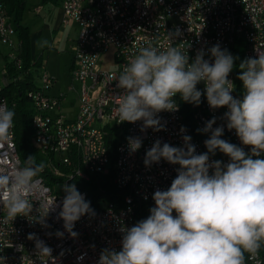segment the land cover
I'll use <instances>...</instances> for the list:
<instances>
[{
    "label": "built area",
    "instance_id": "1",
    "mask_svg": "<svg viewBox=\"0 0 264 264\" xmlns=\"http://www.w3.org/2000/svg\"><path fill=\"white\" fill-rule=\"evenodd\" d=\"M41 7L34 10L38 13ZM115 10L114 12L112 10ZM63 25L73 21L78 25V36L71 46L73 54L72 80L78 84L77 112L68 119L60 110L64 94L51 96L48 90L54 79L42 72L38 89L28 92L31 98L30 116L34 130V144L49 155L51 176L59 179L48 184L39 176L37 191L39 201L34 200L32 211L7 219V210L0 204V264H53V260L37 254L35 239L43 241L52 249L55 264H98L101 253L108 249L122 250V229L134 226L135 206H143L147 216L155 207V191H166L177 176L178 164L164 159L146 166V153L159 140L173 147H184L183 136L191 137L196 154L207 153L205 141L211 131L204 132L207 121L216 118V127H223L221 137H228L232 144L251 154V147L243 145L235 129L227 128L224 113L227 107L213 109L206 97L204 82L197 84L201 91L199 105L185 102L178 93L172 99L178 105L177 111H161L156 114L163 129L155 131L149 127L141 130L143 120L120 122L116 108V97L123 94L117 88L118 76L123 68L139 53L152 45L161 50L177 47L185 51L189 64L194 62L200 50L204 59L214 63L209 50L219 45L241 62L256 58L258 51L264 53V0H61ZM177 29L179 35L176 34ZM15 28L6 10L5 0H0V43L12 49ZM113 48L115 69L100 67L102 54ZM15 58V54L11 56ZM229 74L234 84L231 95L243 99L245 88L236 77L235 68ZM117 77V78H116ZM116 78V79H115ZM5 81H0V103L6 102L3 95ZM73 87L69 86L68 91ZM7 103V102H6ZM181 103L188 106L195 126L189 130L181 114ZM185 131H181V129ZM129 138H139L141 147L131 151ZM114 144L113 145H111ZM4 148V149H3ZM0 170L4 166L21 164L14 142V127L7 144L0 145ZM218 154L219 156H216ZM209 153V161L219 160L222 164L230 158L220 153ZM264 159V153L253 159ZM114 170V184L124 191L123 206L93 207L74 223L72 237L64 228L59 213L66 195L65 185L72 179L88 181L96 174H108ZM212 174V169L209 170ZM60 185V189H56ZM86 200L84 192L79 191ZM54 210L46 216L43 201L51 203ZM173 216H176L173 211ZM63 233L57 236L56 233ZM246 264H264V246L256 259ZM82 257V259H81Z\"/></svg>",
    "mask_w": 264,
    "mask_h": 264
},
{
    "label": "clouds",
    "instance_id": "2",
    "mask_svg": "<svg viewBox=\"0 0 264 264\" xmlns=\"http://www.w3.org/2000/svg\"><path fill=\"white\" fill-rule=\"evenodd\" d=\"M209 52L214 63L204 59L205 52L200 50L189 64L185 51L177 47L161 50L149 45L140 49L118 76L117 88L123 90L116 97L119 120H143L142 131L149 127L160 131L163 125L156 114L177 111L172 98L178 93L185 102L198 106L202 93L197 84L204 82L209 106L227 107V128L235 129L242 144L251 147V154L220 138L224 129H213L216 118L207 121L203 129L211 131L204 142L207 153L196 154L187 135L183 136L184 147L161 146L157 140L146 153L145 165L164 159L180 166L178 174L168 190L155 191L156 206L147 219L122 229V250L105 249L98 264H246L245 254L248 259H256L264 246V159H253L264 153V53L257 50L256 58L240 63L238 79L246 90L240 100L231 95L234 84L228 78L236 58L218 44ZM14 117V110H9L6 102L0 103V145L9 141ZM141 143L139 138H129L133 152ZM217 149L230 158L229 163L209 161V153L215 154ZM44 167L43 162L36 163L30 156L22 165L0 170V204L7 210L8 220L27 216L32 202L39 201L37 178ZM64 191L59 216L64 228L76 237L74 223L92 212L90 202L74 184L65 185ZM43 203L46 216L54 210V199ZM28 239H35L38 255L51 258L55 264L51 248L35 234H29Z\"/></svg>",
    "mask_w": 264,
    "mask_h": 264
},
{
    "label": "trees",
    "instance_id": "3",
    "mask_svg": "<svg viewBox=\"0 0 264 264\" xmlns=\"http://www.w3.org/2000/svg\"><path fill=\"white\" fill-rule=\"evenodd\" d=\"M27 0H5L7 13L12 19L16 31H18L20 39V47L18 49L17 56L22 59V68L17 70L13 67L14 62H8L6 59V72L8 74V83L3 88V95L6 98L7 106L9 110H14V142L16 151L20 159L21 165L28 157H34L36 163L45 165L44 170L39 174L42 176L46 183L52 184L57 182L56 179L51 176L49 166V155L42 153L34 144V130L31 124L30 116L32 112L31 98L28 97V92L37 88L33 81L32 75L27 69L30 67V50L28 46V30L26 27L20 25L21 12L26 4ZM59 3L60 0H53ZM241 63L240 58L236 60L235 75L241 74L242 70L239 65ZM35 69L42 66L41 63L34 64ZM14 79V80H13ZM239 80V79H238ZM181 114L184 119V123L187 128L192 132H195L194 122L192 120L190 110L188 106L181 103ZM229 143H232L228 137H220ZM114 146V144L111 143ZM221 154L225 155L220 151ZM228 157V156H227ZM114 170H110L108 174H96L90 177L88 181L80 179H72L70 183H73L78 191H82L86 195V201L90 202L93 207L107 206L112 204L115 207L123 206L124 191L118 188L113 181ZM134 226L147 219L148 216L143 206H135Z\"/></svg>",
    "mask_w": 264,
    "mask_h": 264
},
{
    "label": "rangeland",
    "instance_id": "4",
    "mask_svg": "<svg viewBox=\"0 0 264 264\" xmlns=\"http://www.w3.org/2000/svg\"><path fill=\"white\" fill-rule=\"evenodd\" d=\"M39 3L38 0H27L20 17V25L28 30L32 55L41 58L42 66L34 74L38 75L41 70H45L54 79L48 94L54 96L60 92L64 93L66 96L60 108L66 116L72 117L77 112L78 84L72 80L71 46L78 36L79 28L73 21L66 25L60 24L62 13L59 4H43L40 12L36 13L34 7ZM0 49L3 54L10 52V48L4 46H0ZM99 64L107 71L115 69L112 47L101 55ZM69 86L73 87L72 91H68ZM56 189H60V185Z\"/></svg>",
    "mask_w": 264,
    "mask_h": 264
},
{
    "label": "crops",
    "instance_id": "5",
    "mask_svg": "<svg viewBox=\"0 0 264 264\" xmlns=\"http://www.w3.org/2000/svg\"><path fill=\"white\" fill-rule=\"evenodd\" d=\"M40 3L38 4V5H35V7L36 6H40L41 7V9H42V5L43 4H49V3H51L52 5H57V4H59V6H60V12L62 13V10H61V0L59 1V3H56V2H54L53 0H38ZM34 7V8H35ZM40 9V10H41ZM35 11V10H34ZM36 12V11H35ZM40 12V11H39ZM38 12V13H39ZM37 13V12H36ZM10 18V17H9ZM62 18H63V13H62ZM62 20V19H61ZM10 21L12 22V19H10ZM70 22V21H69ZM68 22V23H69ZM67 23V24H68ZM12 24H13V22H12ZM60 24L61 25H63L62 24V22H60ZM13 26H14V24H13ZM15 28V27H14ZM13 40H14V44H15V47L12 49V47H9V46H7V45H5V44H2V43H0V46H4V47H7V48H10V52L8 53V54H3V52L1 51V49H0V63H1V71H0V73H1V77H0V81H5L6 82V84L8 83V74H7V72H6V61H5V59L8 61V62H14V65H13V67L16 69V71L17 70H19V69H21L22 68V59H20L18 56H17V54H18V49H19V47H20V39H19V35H18V31H16V29H15V34H14V36H13ZM75 41V40H74ZM28 46H29V50H30V45H29V36H28ZM71 53H72V51H71ZM13 54H15V58H12L11 56L13 55ZM30 59H29V61H30V67L27 69V71L28 72H30L31 73V75H32V78H33V81L35 82V84H36V86H37V88L36 89H38V87L40 86V82H39V77H40V74L42 73V72H46L45 70H41V72H40V74H38V75H35L34 74V72L36 73V72H38L39 71V68L38 69H35V66H34V64L36 65L37 63H41V58L40 57H37V56H35V55H32V53H31V50H30ZM41 65H42V63H41ZM39 67H41V66H39ZM72 68H73V54H72V65H71V71H72ZM47 73V72H46ZM14 80V79H13ZM35 89V90H36ZM60 93H62V92H60ZM59 94V93H58ZM64 94V93H63ZM66 95L64 94V97H65ZM65 99V98H64ZM63 99V100H64ZM61 106V105H60ZM60 110H61V108H60ZM62 112V111H61ZM63 114H65L64 112H62ZM65 116H66V114H65ZM75 116V115H74ZM74 116H72V117H68V116H66L68 119H71V118H73Z\"/></svg>",
    "mask_w": 264,
    "mask_h": 264
}]
</instances>
